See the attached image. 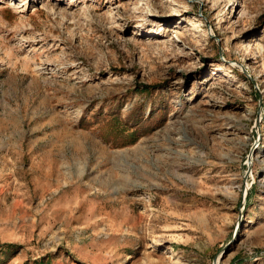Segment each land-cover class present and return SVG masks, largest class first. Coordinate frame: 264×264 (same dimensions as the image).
I'll return each instance as SVG.
<instances>
[{
    "label": "rangeland",
    "instance_id": "obj_1",
    "mask_svg": "<svg viewBox=\"0 0 264 264\" xmlns=\"http://www.w3.org/2000/svg\"><path fill=\"white\" fill-rule=\"evenodd\" d=\"M0 264H264V0H0Z\"/></svg>",
    "mask_w": 264,
    "mask_h": 264
}]
</instances>
